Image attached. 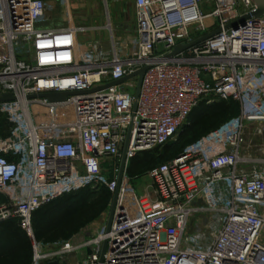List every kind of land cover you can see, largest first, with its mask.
Instances as JSON below:
<instances>
[{
	"label": "built area",
	"instance_id": "1",
	"mask_svg": "<svg viewBox=\"0 0 264 264\" xmlns=\"http://www.w3.org/2000/svg\"><path fill=\"white\" fill-rule=\"evenodd\" d=\"M59 2L66 25L39 29L48 0H0V96L15 97L0 102L9 123L0 135V223L26 232L31 264H264V15L224 29L254 10L252 0H134L133 32L116 36L107 24L105 47L80 38L94 27ZM145 64L138 98L136 78L107 85ZM47 92L69 95L29 97ZM215 101L236 102L238 113L154 166L146 174L154 196L137 194L131 159L168 144L194 108ZM127 136L109 228L108 214L67 240L37 241L40 206L86 187L114 194ZM105 159L117 162L113 177L93 165Z\"/></svg>",
	"mask_w": 264,
	"mask_h": 264
},
{
	"label": "trees",
	"instance_id": "2",
	"mask_svg": "<svg viewBox=\"0 0 264 264\" xmlns=\"http://www.w3.org/2000/svg\"><path fill=\"white\" fill-rule=\"evenodd\" d=\"M236 102H201L189 115V124L179 140L138 153L131 159L127 172L132 177L147 174L158 163L180 154L190 144L238 113ZM5 120V121H4ZM5 135L9 123L3 118ZM2 129V126L0 127ZM111 194L104 188L89 187L65 194L40 206L32 214L33 235L37 241L53 243L71 238L98 219L109 207ZM32 244L26 232L13 220L0 223V264H31Z\"/></svg>",
	"mask_w": 264,
	"mask_h": 264
},
{
	"label": "crops",
	"instance_id": "3",
	"mask_svg": "<svg viewBox=\"0 0 264 264\" xmlns=\"http://www.w3.org/2000/svg\"><path fill=\"white\" fill-rule=\"evenodd\" d=\"M69 3L72 17L80 25L94 27L80 38L101 39L105 47L110 39V33L105 26L110 24L116 32L120 25H131L135 17L134 0H69ZM63 12L65 15L64 7Z\"/></svg>",
	"mask_w": 264,
	"mask_h": 264
},
{
	"label": "water",
	"instance_id": "4",
	"mask_svg": "<svg viewBox=\"0 0 264 264\" xmlns=\"http://www.w3.org/2000/svg\"><path fill=\"white\" fill-rule=\"evenodd\" d=\"M252 2L255 5L254 10H252L249 13L246 14H242L238 19L230 22L229 24H227L224 29L227 28H235L238 24H242L245 20L249 19V18H256L258 16L264 15V0H252ZM221 31L220 28H216L212 31H209L205 34H203L202 36L186 43V44H177L172 51H170L169 53H167L166 55L163 56L162 59H169L172 58L173 56H175L176 54H178L179 52L207 39L210 38L214 35H216L217 33H219ZM150 67V64H145L144 66L138 68L137 70H135L133 73L119 79L116 81H113L107 85H114V84H119L123 81H126L128 79H132V78H136L137 79V85H136V89H135V94L134 97L138 98L139 95V91H140V86H141V82H142V78L144 75V72ZM107 86H99L97 88H95L94 90H98V89H102L105 88ZM69 95L68 92H47V93H40L37 95H31L29 97H40V98H45L48 102H60V101H64L67 96ZM15 99V97L11 94V93H3L0 96V102L3 101H8V100H13ZM136 109V102H134L133 104V111H135ZM127 143H128V136L126 138V141L124 143L123 146V150H122V158H121V162H120V167H119V173H118V178H117V189L114 192L113 196H112V200H111V205H110V210H109V216H108V223H107V227L109 228L111 221H112V216H113V212H114V208H115V204H116V199H117V193H118V187L120 184V180L122 177V173L124 171V166H125V160H126V151H127ZM105 250V243L103 244V249H102V253ZM50 264H57L56 262H52Z\"/></svg>",
	"mask_w": 264,
	"mask_h": 264
},
{
	"label": "rangeland",
	"instance_id": "5",
	"mask_svg": "<svg viewBox=\"0 0 264 264\" xmlns=\"http://www.w3.org/2000/svg\"><path fill=\"white\" fill-rule=\"evenodd\" d=\"M48 1L50 3H53L52 7H51V9H49V11L46 14L45 22L43 24L38 25V28L39 29H47V28H53V27H59V26L66 25L67 20L64 18L65 15L63 12V6L60 4L59 0H48ZM134 27H135V17H134L133 23H131V25H129V26L128 25H120V27L117 28L116 32H115V30H114V32L117 36L123 37V36H126L128 34H131L134 30ZM81 35H84V34H81ZM3 118H4V116L0 114V127L2 126V129H0V133H2L4 130L3 129V127H4ZM188 124H189V119H187L185 124L180 128L177 135L170 141V143L176 142L179 140L178 134H180L181 131H183V129L188 126ZM186 145H188V144H185V146ZM116 164H117V162L115 160L105 159L102 161V163H96L95 162L93 165L95 168L100 169V171H102L105 175L113 177V173H114L113 170H114ZM130 185L133 187V189L135 190V192L137 194H139L141 192V190H143V191H147L150 195L154 196L153 189L151 187L150 178L146 174L139 176V177L130 176ZM112 196L113 195H111V200H112ZM110 203H111V201H110ZM109 206H110V204H109ZM108 214H109V207L101 214V216L98 219H96L95 221H93L91 223L90 227L91 226H92L91 228L97 227L99 224H101L103 217L104 218L107 217ZM87 226L89 227V225H87ZM80 253L76 254V256L78 258H80ZM74 263H75V259L73 257H69V259L67 258V260L64 264H74Z\"/></svg>",
	"mask_w": 264,
	"mask_h": 264
}]
</instances>
